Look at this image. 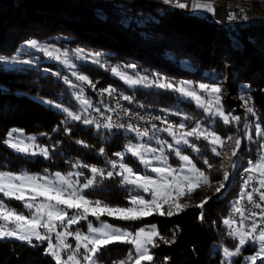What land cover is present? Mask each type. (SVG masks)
Listing matches in <instances>:
<instances>
[{"label": "trees", "instance_id": "trees-1", "mask_svg": "<svg viewBox=\"0 0 264 264\" xmlns=\"http://www.w3.org/2000/svg\"><path fill=\"white\" fill-rule=\"evenodd\" d=\"M174 3L164 0H0V56L19 63L8 65L0 61V170L65 173L77 165L100 169L133 139L112 129L115 133L108 141L103 140L105 133L97 132L96 126L69 121L66 113L55 108L53 104L77 110L78 104L72 97V90L76 88L57 77L68 71L43 56L35 57L38 61L32 64L23 62L26 57L18 61L12 59L18 57L24 43L33 39L71 50L91 49L99 52L111 66L124 65L136 77L153 79L152 86L131 88L104 66L79 62L77 70L98 80L99 86H114L131 97L129 102L139 109L167 112L172 107L177 108L179 112L175 117L189 128L215 120L206 116L194 101L183 99L178 91L157 86L165 81L178 84L189 79L196 83H222L229 61L225 56L226 31L204 21L205 15L175 7ZM217 15L224 18L225 12L218 11ZM252 42L254 45L247 46L239 62L238 73L230 77L229 88L252 93L258 123L264 128V45L258 40ZM72 85L76 86L77 81L73 80ZM223 102L231 116L241 117L238 123L217 120L214 128L222 138L235 134V139L241 140L230 166L232 171L238 156L242 158L233 182L229 180L220 193L208 194L211 199L203 209L195 205L206 197L205 185L188 197L189 207L171 217L153 214L136 221L105 218L130 231L154 224L161 235L175 239V243L165 244L156 238L160 246H149L154 255L152 264H162L164 257L169 258L167 264H223L222 248L233 249L238 245V240L223 226V220L235 201L239 186L236 178L247 164L244 157H257L264 138L256 135V125H253L248 140L245 111L234 109L230 99ZM13 128L35 135L39 146L48 149L49 157L23 155L7 146L4 141ZM68 128L70 132L66 131ZM192 142L198 151L185 149L184 152L213 183H220L221 156L214 154L209 142L203 139H192ZM170 159L171 163L179 165L173 155ZM104 175L96 179V186L89 195L111 206H129L130 190L122 183L123 178L117 174ZM34 243L0 239V264H55L54 258L45 253L47 243ZM129 251H134L131 244L114 242L100 251L98 262L120 263L126 260ZM244 252L255 253V248L248 246Z\"/></svg>", "mask_w": 264, "mask_h": 264}, {"label": "snow or ice", "instance_id": "snow-or-ice-1", "mask_svg": "<svg viewBox=\"0 0 264 264\" xmlns=\"http://www.w3.org/2000/svg\"><path fill=\"white\" fill-rule=\"evenodd\" d=\"M165 3H173V0H164ZM175 7L181 9L188 8L189 5L180 0H175ZM192 10H203L211 14H215L214 5L211 2H200V0H194ZM243 11V10H242ZM247 19V16L243 17ZM229 20L237 19L235 13H229ZM29 45L33 48L38 47V42L36 40H31L28 42ZM48 56H52V52L47 53ZM95 57H99L100 53L97 52L94 54ZM59 57H57L58 59ZM7 58L0 56V61H5ZM13 60L17 59L12 57ZM68 63L67 60L64 61ZM98 62V61H94ZM75 67V65H72ZM129 67H134V65H129ZM111 71L117 75H120L124 81L129 85H138V84H147L151 85L153 81H148L147 77H141L133 79L127 74L121 73L117 68H112ZM73 75H77L75 72ZM77 79L82 82H87L92 85L94 88L95 85L91 80L85 75H78ZM65 83L70 84L71 82L67 77L64 78ZM75 87V85H71ZM160 88L173 89L178 91L180 94L193 98L201 107L205 108V111L212 113L211 105L216 106V110L213 115L219 116L223 119L224 123H231L233 121L239 122L241 120L240 116H231L229 119L230 113L225 114L221 107V97L216 95L214 100L209 102L208 106H205L202 97L197 94L193 89L190 90L188 82H184L180 87H175L173 83H159L157 85ZM199 89L202 91H209L213 94H219L221 92L220 87L218 86H209L207 84H199ZM114 89L105 88L102 92H107L109 95L112 94ZM83 90L81 89V93ZM78 99L80 100L81 106L87 110L88 107H91V103L83 97L81 94ZM124 100H131V97L124 96ZM49 104L52 101H48ZM248 100H245L246 111L255 115L253 107L247 106ZM58 109H61L63 112L74 121H80L82 119L81 115L74 114L68 110V108H61L60 104L55 105ZM99 111V109H97ZM127 112V110H125ZM159 119V117H157ZM111 120V117L108 118ZM94 121L87 118L83 119L84 124H92ZM167 123L166 120L162 121ZM99 127V125H97ZM107 128L113 127L111 123L105 125ZM119 127H124V125H119ZM128 129L131 131H136L140 136H147V130L140 132L136 127L129 124ZM156 129V125L152 126ZM186 127L185 123L181 122L178 125L169 124L163 131H166L170 136H172L177 145L183 143L185 145L189 144L188 137L195 136L197 139L203 138L209 140L210 143L214 145L223 146V140L219 135L214 131H207L206 129L201 128L200 124L197 123L190 131L187 132H178L177 129H184ZM55 130V129H54ZM160 131V129H156ZM67 132H70L71 129H66ZM255 133L257 136L264 138V128L261 127L259 123L255 126ZM14 134H19L15 135ZM23 135V130L13 128L7 132V139L4 141L9 147L19 152H29L33 147H39L35 145L36 137L30 136L27 139L32 141V144H25L24 140L20 137ZM227 139L231 140L232 137ZM251 139V136H249ZM161 144L160 148H147L145 149L142 145H128L126 151L131 153L133 156L140 159V162L149 168L151 166V161L145 158L146 152L155 153L159 151L160 156L153 157V159L159 161H165L166 157L163 155V145L167 144L166 141L158 140ZM82 143V142H80ZM241 140L238 138L234 142V148L232 150V156L237 155V151L240 149ZM169 149L175 151V155L183 162L181 170L177 172L175 169L170 166L164 167H151L153 173L158 174V179H154L148 175H141L139 172L133 170L132 167L121 162L119 164L120 172L118 173L123 177L122 183L135 185L136 188L142 189L144 193H149L151 199H146L140 193H135L131 195L129 200V206L120 207V206H110L109 204L103 203L101 200L91 201L84 194L83 189H87L94 184V178L96 176H103L104 172L102 169H99L95 166L90 167L93 179H88L86 183L82 185V188L78 189L76 187V181L72 180V176H80L82 173H68L62 174L56 172L54 174L55 179H49L47 175L40 176L38 174H29L27 171L21 172L19 174L0 171V194L4 198L9 200L15 199L17 201L23 202V207L28 210L29 215H25L23 212L17 213L14 209L8 207L3 199H0V220L4 223L0 224V239L5 238H15L20 241H26L31 243L33 239L37 241H47V247L45 253L54 258L55 264H81L78 256L80 255V249L83 248V261L84 264H97L98 254L100 251L107 245H110L114 242L128 243L131 244L134 248V251H129L125 261H121L120 264H142V262H148L152 264L154 261V255L150 251L151 248H157L160 245L156 242L158 237L163 243L170 244L175 243V239L169 240L157 230L156 225H150L147 227H139L133 231H128L127 229H122L115 227L112 224L101 222L100 227H94L91 223L87 226V234L76 231L75 233L67 231V228L71 225L77 224L81 219H87L89 215L95 217L97 220L101 216L107 215L108 217H113L122 221H136L143 217H148L157 213L161 216L167 215L169 217L179 214L181 211L189 207L187 204H181L178 202V196L185 194V189L187 192H194L196 189L202 186L203 184H209V177L205 175L203 171L196 167L192 162L191 158L188 155H182L179 148H173L172 144H167ZM194 151H198L195 145H192ZM101 153L104 152V149L100 150ZM212 151L217 155H220L216 151V148L213 147ZM36 154V153H33ZM40 154L44 157H48L49 152L47 148H41ZM118 157H121L123 160V153H116ZM205 164H208V167H211L207 160L204 161ZM250 167L246 171L259 173L260 179L258 181L259 188L254 189V191L259 193V200L264 202V155L259 157L258 162L249 161ZM79 166V165H77ZM84 167H89L84 165ZM112 167L116 168L117 163L112 162ZM186 169L187 173L184 174ZM113 172H107L108 177L113 176ZM230 178V174L225 171L223 174V181L220 182V187L216 188V193H220L221 189L225 187V182ZM253 177H249V180ZM173 192L177 193V197H173ZM246 196L249 203H252L255 208L261 209L259 213L252 212L251 216L256 217L260 216L264 218V205L254 201L252 192H245L241 195L240 199L243 200ZM43 198L40 200V198ZM211 197H205L199 204L195 205L198 208L203 209L204 206L208 203ZM39 201V202H38ZM164 205H168V210H164ZM75 209L76 213L69 216L67 210ZM236 212H238L241 217H243V209L239 207V201L237 202ZM200 218L203 219V212L200 214ZM59 225L63 226L64 231H58L57 227ZM226 225H231L232 220H224ZM9 224H13L14 227H9ZM241 225H243V219H241ZM45 229L44 233H41L40 229ZM259 225L254 221L251 226L250 231H244L243 228L235 229L230 235L238 236V244L242 246L246 242V238L251 237L253 240L258 239L260 241V251L256 256L249 257L253 262L264 253V228L259 229L258 237L253 235L257 232ZM55 233V239L57 243L52 242V234ZM76 241L75 248L73 249L72 245L66 243V237L73 236ZM91 246V247H89ZM65 250H71V254L67 256V259H62L61 253ZM240 252V247L237 246L235 251H229L227 248L224 249L225 257H232L237 255ZM169 260L168 257H164L162 264H167Z\"/></svg>", "mask_w": 264, "mask_h": 264}, {"label": "rangeland", "instance_id": "rangeland-1", "mask_svg": "<svg viewBox=\"0 0 264 264\" xmlns=\"http://www.w3.org/2000/svg\"><path fill=\"white\" fill-rule=\"evenodd\" d=\"M205 1H207V0H200V2H202V3L205 2ZM173 2H175V0H173ZM180 2H183V3L188 4L189 5L188 9L189 10H192L191 6H192L194 0H180ZM197 13L199 15H202V16L204 14H209L206 11L205 12L204 11H198ZM33 40H35V39H33ZM245 40H247L246 42H248V43L250 42V46L254 45V43L252 41H255V40H258L259 42H261L262 45H264V28H259V29H256V30L249 31L248 32V35H247V39H245ZM36 41L38 42V47L37 48L31 47L29 45V43H28L29 41L26 42V43H24L21 46V48H20V54L17 57V61H18V59H20V57H26V58L23 59V60H25L23 62H27V63L32 64V61H34V62H35V60L38 61L35 57L43 56V57H45L46 61H48V62H56L59 65H61L66 71H68V73H65V74L63 73L64 75H62V76H69V77L73 78V80H75L77 82L79 81L77 79V76L78 75H85V76H87L89 78V80H95V79L91 78V76H89L88 74H85V73L80 72L79 70H77L80 61H82V62H91V63H94V64L102 65L105 68L109 69L110 71H111L112 68H117L119 72L124 73V74H127L129 77H131L133 79L141 78V77L134 76L133 74H131V72H128L127 69H126V67L124 65L111 66L109 63L106 62V60H103V56L100 55L99 57H95L94 54L97 53V52L92 51L91 49L80 48V49L71 50L69 48L62 47V46H60V45H58L56 43L45 42V41L44 42H41V41H38V40H36ZM234 47H236V46L235 45H232L231 43H228L227 42V47H225V49H226V51H225L226 52V55L225 56H226V58L229 61H227V64H226L225 75H224V77L222 79V83H214V84L205 83V82L196 83L194 80H190L189 79V80H184L183 82H180L178 84H174V86L178 88L184 82H188L189 89L190 90H193L194 89L197 92V94L202 97V100H203L205 106H208L209 105V102L213 101L216 95H219L221 97V107H222L223 111L225 112V114H229L230 113L229 119H231V112H227L225 110V108H224V102L223 101L226 100V99H230L231 101H233L232 107L234 109L244 110L245 113H246V115H247V123H246V126H245V128H246V131L245 132H246L247 139L250 140L249 139V136H251V134H252L251 131L253 130V128H251V127H253V125H256L258 123V121H259L258 118H257V113H256L255 108H254V98H253V95H252L251 92H249V90L248 91H238L237 92V89L236 90H231L229 88L230 77L232 75L235 76L238 73L239 67H240V63L243 60V55L245 54L246 49H247V43L244 42V44H238L237 45V48H238L239 51H236L234 49ZM48 52H52V56H48L47 55ZM57 57H59V58L57 59ZM65 60H67L68 63H65L64 62ZM94 61H98V62H94ZM5 62L8 65H12V64L13 65H16V64L19 65V63H16L15 61H14L15 62L14 63V62H12L11 60H8V59H6ZM183 64L185 66H187V67L189 66L187 62H184ZM72 65H75V67H73ZM74 72L77 75L74 76L73 75ZM55 73H61V72L60 71H55ZM111 73L113 75H116L119 79H121L125 83V85H127L128 87H131V88L136 87V86H138V87L139 86H152L154 84V83H152L151 85H147V84L129 85V84H127L124 81V79H122V77L120 75H117V74L113 73L112 71H111ZM67 74H70V75H67ZM62 76H60L59 78L62 79ZM144 77H147V76H144ZM147 79H148V81H153V79H151V78H147ZM95 81H97V85H98V80H95ZM161 83H168V82L165 81V82H161ZM201 83L207 84L209 86H218V87H220L221 92L219 94H213V93L210 92V90L209 91H202V90L199 89V84H201ZM104 86L118 90L117 88H115L112 85H104ZM75 88L76 89L72 90L73 91L72 92V97H73L74 101L78 104L77 110H74V109H72L70 107H67L65 105H61V108H68V110L70 112H72L74 114H79L82 117V119L80 121H74V120H72L67 115L69 121H72V122H83V119L84 118H87L88 112L93 107V105L95 103V100H94L93 96H91L92 94L90 92H88L87 90L82 89L78 85H76ZM81 89L83 90L82 93H81ZM119 92L122 94L121 91H119ZM81 94L83 95V97L85 99H87L91 103V107H88L86 111L81 106L80 100L78 99V97ZM124 95L122 94L123 97H124ZM125 96H128V95H125ZM180 96L183 99L194 101L199 109L204 110L206 116H211V117L215 118V120L209 121V124L208 125H202V124H200L201 128L206 129L207 131H210L211 132V131H214L215 125L217 123V120L223 121V119L220 118L219 116H216V115H213L212 114L216 110V106L214 104L211 105L212 113H210V112L205 111V108L204 107H201L193 98L184 96L182 94H180ZM245 100H248V105L247 106H250V107H253L254 108V111H255V115L254 116L251 115V114H249L246 111ZM55 105L56 104H53V106L55 108H57ZM105 109L109 110L108 107H106ZM60 111L63 112L61 109H60ZM168 112H169V114H171V115H173L175 117L174 114L178 113L179 112V109L172 107V108H170L169 111H167V113ZM179 122L181 123V121H179ZM86 126H88V127L89 126H93V124H87ZM94 126H96L97 132L102 131V132L105 133L103 135V140H107L108 141L110 139V137L115 133L112 130V128H107V127H105V125H99V127L97 125H94ZM186 127H188V126H186ZM16 129H18V128H16ZM189 129H192V128H189ZM107 133H109V134H107ZM216 134L219 135L218 133H216ZM15 135H19V134H14V136ZM124 135L125 136H132L133 139L132 140H129L127 142V144L125 145L124 149L122 151L118 152V153H123L124 154L123 155V160H121V157H118L117 155H115L116 154L115 153L114 156H113V158L111 160H109L103 168H100V169L103 170L104 174L106 173V175H107V172H109V171H112L114 174L119 175L118 173L121 171L120 168H119V164L121 162H123L126 165L132 167L134 171L139 172L141 175H148V176H150V177H152L154 179H158L159 178L158 177V174L153 173L151 171V167L170 166L171 168H173L177 172H179L181 170V167L183 166V162L179 159V157H177L175 155V151H173L172 149H169L167 147V144H172L173 145V148H179L181 150V154L182 155H188L190 158H191V156L188 153L184 152V150L185 149H189V150L195 152L193 149H191V146L192 145H195L192 142V139H193L192 137H188L189 144L185 145L183 143H180L179 145H177L176 142H175V140H174V138L172 136H170L165 131L163 133V135H162V139H164L162 141H166L167 142V144L163 145V155L166 157V160L162 162V161L153 159V157H157V156H160L161 155V153L159 151H157L155 153L146 152L145 153V158L146 159H149L151 161V166L146 169L145 166L140 162V159L137 158V157H135V156H133L131 153L127 152L126 151V148L130 144L131 145H142L145 149H147V148H160L161 147V144H159L157 142L159 139L153 138V137H150V136H140V135H138V133H133V132H125ZM30 136H35V135H33V134H26L23 131V135L20 138L24 140V143L25 144H32L33 142L27 139ZM229 136L232 137L231 140L227 139ZM229 136H227L225 138H222L220 136L221 139L223 140V146H221V147L225 151L224 157H220V158H222V166H221L222 167V181H223V174H224L225 171H227L230 174L229 180L231 182H233L234 181V178H235V176L237 174L238 167H239L240 163L242 162V158L240 156H238V158L236 159V161L233 164V169L231 171L230 170V166H231L232 161L234 159V156H232V150L234 148V142L236 140L235 139L236 138V135L235 134H230ZM202 139L203 138H201V140ZM203 140H205V139H203ZM205 141L209 142V140H205ZM209 144H210L211 148L213 149L214 144H212L210 142H209ZM35 145H38L39 146V144L37 142V137H36ZM217 146H220V145H217ZM41 148H46V147H40V146L39 147H33L27 153H25V152H19V151H16V150L15 151L16 152H19V153H21L23 155H29V156L36 157V156H43L42 154H40V149ZM33 153H36V154H33ZM172 155L174 157V160L179 161L178 162L179 163L178 166H176L173 163H171V159L170 158H171ZM256 155H257V157H255V158H253L250 155H247V156L244 157V161L245 162H247V161L249 162L250 160H253V159L256 160L261 155H264V146H262V148L257 149ZM48 157H49V155H48ZM48 157H46V158H48ZM127 159L131 160V162H133V164L130 163V162H128ZM113 161H115L117 163V167L116 168H113L112 167V162ZM0 171H3V170H0ZM21 172H24V171H21ZM21 172H19V173H21ZM19 173H16V174H19ZM28 173L29 174H33V175L38 174L40 176L47 175L49 177V179H55L54 174L56 172L55 173H52V172L47 171V172H44V173H30V172H28ZM60 173H62V172H60ZM68 173H82V175H80V176H76V175H73L72 176V180L77 182L76 183V187L78 189L82 188V185L84 183H86L88 179H93L92 173L90 171V167H77V166H75L71 171L65 172V173H62V174H65L66 175ZM184 174H190V173H187L186 172V169H185ZM239 175H240V173L238 174V176ZM104 176L105 175H103V176H96L94 178V184L92 186H90L89 188H87V189H83V194L89 200H91V201L100 200V199H96V198L92 197L91 195H89V191L92 190V188H94L96 186V182H95L96 179L97 178H103ZM119 176H121V175H119ZM229 180L227 182H225V187L227 186ZM209 181H210L209 184H203L202 183V186L203 185L206 186V189L203 190L204 195L206 197L208 196V194H211V193L214 194V193H216L215 189L218 188V187H220V183H213L210 180V177H209ZM125 185L130 190V197H131V195H133L135 193H140L146 199H151V196H150L149 193H144L142 191V189L136 188L135 185L126 184V183H125ZM191 193L187 192V189H185V194L184 195L178 196L177 193L173 192V197L175 198V197L178 196V202L181 203V204H186L187 201H188V197L191 195ZM0 199H3L5 201V203L8 205V207L11 208V209H14L17 213L23 212L25 215H29L28 210L23 207V202L17 201L15 199L9 200L7 198H4L2 194H0ZM42 199L43 198L41 197L40 200H42ZM129 200H130V198H129ZM103 203H105V202H103ZM164 210L165 211L168 210V205H164ZM67 211H68V215L69 216L74 215L76 213V210L75 209L67 210ZM154 214H157V213H154ZM105 218H113V217H108L107 215H103V216L100 217L99 220H97L95 217H92L91 215H89L87 217V219H81L77 224H74V225L69 226L67 228V231H71L73 233H75L76 231H79L81 233L87 234V226H88L89 223H91L94 227H100L101 226V222H106V223L112 224V223L108 222ZM143 218H145V217H143ZM113 219H115V218H113ZM226 219H229V218H227V217L224 218V220H226ZM224 220H223V226L228 229L229 233H232L235 229H237V226H236V223L235 222H233L231 225H226L224 223ZM3 223L4 222L2 220H0V224H3ZM57 224H58V227H57V230L58 231H64L65 230L63 228V226L59 225V222H57ZM112 225L115 226V227L122 228L121 226H118V225H114V224H112ZM150 225H152V224L144 225L142 227H147V226H150ZM9 227L10 228L11 227H14V225L13 224H9ZM122 229H124V228H122ZM40 231H41V233H44L45 232V229L41 228ZM128 231H130V230H128ZM253 235H255V236L258 237L259 231L256 232V233H254ZM231 236H233L236 240L239 241V237L238 236H234V235H231ZM5 239H11V240H15V241H20V240H17L15 238H5ZM34 241H37V240L33 239L30 244L35 245L36 243H34ZM20 242L28 243L26 241H20ZM38 242H40V243L46 242L47 243V241H43V242L42 241H38ZM52 242L54 244L57 243V241L55 239V233L52 234ZM66 243L72 245V247L74 249L75 248V244H76V241L74 239V235L73 236L66 237ZM237 246L240 247V252L237 255L232 256V257H225V255H224V249L225 248H222V252H223V264H264V253H262L260 256H258L257 259L254 262L249 259V257L256 256V254L260 251L261 245H260V241L258 239L253 240L251 237H249V238H246V242L242 246H240L239 244ZM248 246L255 248V253H245L244 251L246 250V248ZM89 247H91V246H89ZM227 249L229 251H235L236 248H233V249L227 248ZM83 252H84V249L81 248L80 249V255L78 256V259H80L81 264H84V261H83V258H82L83 257ZM69 254H71V250H65V251H63L61 253L62 259L66 260L67 259V256ZM97 264H101V263H99L97 261ZM117 264H120V263H117Z\"/></svg>", "mask_w": 264, "mask_h": 264}, {"label": "built area", "instance_id": "built-area-1", "mask_svg": "<svg viewBox=\"0 0 264 264\" xmlns=\"http://www.w3.org/2000/svg\"><path fill=\"white\" fill-rule=\"evenodd\" d=\"M207 1L211 2L214 5L215 14L209 13L205 15L204 17H208L209 21H215L216 23L227 24L228 28L231 31L236 33L237 38H238L240 26L242 24L247 23V21L264 19V0H207ZM218 11H224L225 17L222 18L219 15H217ZM229 13H235L237 19L229 20L228 19ZM244 16H247V19H244L243 18ZM70 82H71L70 85H72V81ZM83 87H92V85L88 84L87 82H83ZM94 88H97L98 90L102 92V90L107 87L95 85ZM102 95H103V99H107L110 101L111 106H117V114H111L109 116H102L98 112V115L88 114V118H92L96 120H99V118H106L107 121H109L108 118L111 117L110 121H115V124L118 126L119 125L128 126L129 124H131L134 127L139 128V130L141 131H145V130L150 131V130L138 127V119L153 120L157 122L159 125H162L164 127H167L169 124L178 125V124L171 123L168 121L167 123H163L162 121L166 119L164 117H161V115H146L145 114V116H135L132 111L121 107V100H119L117 96L113 94L109 95L107 92H102ZM93 107H95V104L93 105ZM125 110H127V112ZM118 115H127L128 123H117ZM157 117H159V119H157ZM177 130L190 131L191 129L184 128V129H177ZM258 160L259 158L256 160L253 159V162L255 163ZM241 173H244V175H247L246 186L243 188L242 194H244L245 192H252L254 201L264 205V202H261L259 200V193L254 191V189H257L260 187L258 183L260 179L259 173H253L249 171H242ZM249 177H253V179L249 180ZM260 191H264V189H260ZM240 197L241 195L239 196V198H236V206L234 208L229 209V216H231L232 220L236 223L237 228H239V224L237 222L238 212H236L238 201H239V207L242 208L243 212L246 213L247 224L248 226H250V230H251L252 223L254 221L259 225V228L257 229V231H259L260 228H264V218L260 216H256V217L251 216L252 212L259 213L261 209L255 208L252 203H249L246 196L244 197L243 200H241Z\"/></svg>", "mask_w": 264, "mask_h": 264}, {"label": "bare ground", "instance_id": "bare-ground-1", "mask_svg": "<svg viewBox=\"0 0 264 264\" xmlns=\"http://www.w3.org/2000/svg\"><path fill=\"white\" fill-rule=\"evenodd\" d=\"M204 20L210 24H213L215 26H217L220 29H223L226 31L227 34V42L231 43L232 45H235L236 47H234V49L236 51H239L237 48L238 44H244L247 43V46H250V42H246L247 40V35L248 32L252 29H259V28H264V19L261 20H254V21H247V23H244L240 26L239 29V34H238V38L236 37V33L231 31L227 24L224 23H216L215 21H209L208 17H205ZM248 50V49H247ZM246 53V52H245ZM243 54V53H242ZM57 77H60V75H58ZM67 77L69 81L73 82V78L69 77V76H62V81L65 83L64 78ZM92 83H94L95 85H97V81L95 80H91ZM68 84V83H66ZM77 85L79 87H82V89L87 90L88 92H90L92 94V96L95 99V107H92L88 114L91 115H98V112L102 115V116H109L111 114H117V106H111L110 101L107 99H103V95L102 92L100 90H98L97 88H92V87H83V82L82 81H78ZM110 88V87H107ZM113 89V88H111ZM113 95L117 96V98L119 100H121V107L124 109H128L130 111H132L134 113L135 116H145L146 115H161V117H164L166 119V121L171 122V123H175V124H179L180 122L171 114L164 112V111H158V110H153V109H139L137 107H135L134 105H132L131 102H129L128 100H124L122 94L114 89V91L112 92ZM106 107L109 108V110L105 109ZM97 109H99V111H97ZM89 120H93L94 122L92 123L93 125H106L107 123H111L113 125V127H111L113 130L117 131V132H121V133H125V132H133V133H137L136 131H131L128 129L127 126L124 127H119L118 125L115 124V121H107L106 118H99V120L96 119H92V118H88ZM117 123H128V116L127 115H118L117 116ZM156 125V129H160V131H157L156 129H154L152 126ZM138 127L143 128V129H149L150 131L148 132L147 136L153 137V138H157L159 140H162V135L165 131H163L164 126L159 125L157 122L153 121V120H149V119H138ZM137 128V127H136ZM188 128V127H185ZM139 130V128H137ZM140 132H143L141 130H139ZM178 132H181V130H177ZM182 132H187V131H182ZM194 140H198L200 141V139H197L195 136L192 137ZM213 147L216 148V151L218 153H220L219 156L224 157L225 155V151L221 146H217L214 145ZM191 149L192 146H191ZM253 162V160H250ZM249 162L247 161L246 166L240 171V175L236 178V180L239 182V186H238V191H237V195L236 198H239L240 195H242L243 192V188L246 186V182H247V175H244V173H241L242 171H246L247 168H249ZM227 187V186H226ZM236 198L235 201L233 203V205L231 206V208H234L236 206ZM226 217L231 219V216H229V210L226 214ZM241 219H243V225H241ZM234 222V221H233ZM237 222L239 224V228H243V230L245 231H250V226H248L247 224V217H246V213L244 212L243 217H241V215L239 213H237ZM238 229V228H237ZM258 232V231H257Z\"/></svg>", "mask_w": 264, "mask_h": 264}, {"label": "crops", "instance_id": "crops-1", "mask_svg": "<svg viewBox=\"0 0 264 264\" xmlns=\"http://www.w3.org/2000/svg\"><path fill=\"white\" fill-rule=\"evenodd\" d=\"M205 2H208V1H205ZM190 11H192V12H196V13H197L198 11H203V10H197V11H196V10H195V11H194V10H190ZM204 12H205V11H204ZM204 15H207V14H204ZM204 15H203V16H204Z\"/></svg>", "mask_w": 264, "mask_h": 264}]
</instances>
